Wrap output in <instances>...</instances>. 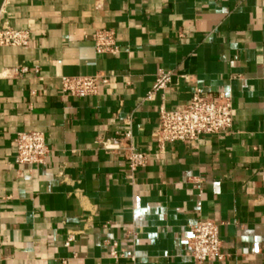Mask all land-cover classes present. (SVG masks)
<instances>
[{
  "label": "crops",
  "instance_id": "0c3cea01",
  "mask_svg": "<svg viewBox=\"0 0 264 264\" xmlns=\"http://www.w3.org/2000/svg\"><path fill=\"white\" fill-rule=\"evenodd\" d=\"M4 24L31 41L0 46V264H196L187 238L205 219L227 257L203 264H264V0H0ZM100 29L118 55L97 53ZM161 67L170 88L147 100ZM97 72L98 94L62 91ZM197 87L231 99V131L161 148V104ZM29 130L46 135L43 165L16 162ZM128 130L148 155L135 172L103 147Z\"/></svg>",
  "mask_w": 264,
  "mask_h": 264
},
{
  "label": "built area",
  "instance_id": "2783aa9c",
  "mask_svg": "<svg viewBox=\"0 0 264 264\" xmlns=\"http://www.w3.org/2000/svg\"><path fill=\"white\" fill-rule=\"evenodd\" d=\"M96 51L99 54L118 55L121 52L116 33L112 29L97 30L94 35ZM31 33L26 29H16L4 24L0 27V46L28 47ZM28 71L24 66L17 69L18 74ZM172 72L164 67L158 69L156 80L146 99L152 100L157 92L170 88ZM110 77L105 72L92 75H72L61 77V89L65 94L86 97L99 93L101 87L109 84ZM158 128L154 137L163 148L168 142L182 141L192 144L202 134H226L233 126V104L224 93L214 94L202 88H195L191 100L183 105L168 108L164 103L159 108ZM16 147V162L18 164H45L49 154L46 135L42 131L29 130L18 132L14 138ZM103 147L111 152L122 154L129 162L132 172L148 163L146 152L137 148L133 134L126 131L114 143L103 142ZM74 239L71 234L66 245ZM110 257L115 261L124 256L120 253L118 243L113 242ZM187 255L196 264H203L210 259L223 261L227 257L223 251V241L220 236V223L214 219H205L195 223L187 238Z\"/></svg>",
  "mask_w": 264,
  "mask_h": 264
}]
</instances>
